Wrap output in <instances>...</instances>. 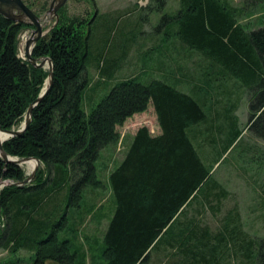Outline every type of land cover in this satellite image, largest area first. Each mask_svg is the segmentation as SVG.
<instances>
[{
    "label": "trees",
    "instance_id": "obj_1",
    "mask_svg": "<svg viewBox=\"0 0 264 264\" xmlns=\"http://www.w3.org/2000/svg\"><path fill=\"white\" fill-rule=\"evenodd\" d=\"M150 1H160L161 7L165 4L164 0ZM263 2L245 0L244 6ZM180 6L175 37L182 46L203 56L223 77L236 79L250 91L260 88L251 97L246 128L264 141V27L246 31L236 22L238 10L227 0H180ZM28 27L0 13L3 131L19 129L48 77L46 69L18 56L19 36ZM89 27L90 23L77 20L61 21L32 49L34 59L51 60L52 86L33 108L23 135L2 145L8 156L37 159L39 166L30 183L0 190V249L9 255L0 264H85L82 248L65 236V232H76V224L69 226L68 215L81 208L87 188L102 187L96 163L103 149L119 141L117 127L149 105L160 134L152 136L146 127L139 128L108 176L115 209L98 251L101 263L143 264L167 238L181 241L177 245H182L184 255L178 252L175 257H184L185 264H219L229 256V246L234 255L241 246L245 256L253 258L248 252L250 242L244 245L238 236L239 225L228 235L213 236L207 228L199 233L189 221V231L174 236L178 218L210 179V170L187 134L188 128L206 119L203 107L190 94L156 79L141 82L139 77H130L117 82L86 113ZM94 56L99 65L101 53ZM108 64L113 69L114 62ZM239 135L240 131H234L225 148ZM26 177L22 167L0 158V182L18 183ZM21 251L29 257H19Z\"/></svg>",
    "mask_w": 264,
    "mask_h": 264
},
{
    "label": "rangeland",
    "instance_id": "obj_2",
    "mask_svg": "<svg viewBox=\"0 0 264 264\" xmlns=\"http://www.w3.org/2000/svg\"><path fill=\"white\" fill-rule=\"evenodd\" d=\"M164 1L161 7L160 1L150 0H63L52 13L54 0H22L39 19L43 36L61 21L90 23L86 113L117 82L130 77H139L141 82L156 79L174 85L201 104L206 119L188 128L187 134L201 161L210 170V179L178 218L174 236L189 231V221H193L199 233L207 228L213 236L220 232L228 235L239 225L238 236L244 240V245L250 242L248 252L253 258L246 257L241 246L234 255L229 246V256L219 264H264V141L246 128L251 97L260 88L250 91L236 79L223 77L203 56L182 46L175 37L178 30L175 16L181 9L180 0ZM227 2L238 10L236 22L246 31L264 27V2L254 7L244 6L245 0ZM0 12L29 25L16 9L9 12L0 9ZM29 26L19 36L18 56L23 60L28 42L24 35L34 30ZM97 53L102 55L99 65L94 59ZM109 61L115 64L111 70ZM99 70H104L105 75L101 76ZM141 127H146L152 136L159 134L151 105L117 127L119 141L103 149L96 163L102 187L97 190L87 188L81 208L68 215L69 226L76 224V232H65V236L82 248L85 264H102L98 251L115 209L108 176L122 161L133 135ZM236 130L240 135L225 148ZM22 169L25 175L31 172L27 165ZM215 184L218 187L213 189ZM176 239H165L167 242L153 250L143 264H185L184 257H175L178 252L184 255V249L180 250L182 245H177L181 241ZM18 256L28 258L29 254L21 251ZM8 257V253L0 249V262Z\"/></svg>",
    "mask_w": 264,
    "mask_h": 264
},
{
    "label": "water",
    "instance_id": "obj_3",
    "mask_svg": "<svg viewBox=\"0 0 264 264\" xmlns=\"http://www.w3.org/2000/svg\"><path fill=\"white\" fill-rule=\"evenodd\" d=\"M2 4L11 5L14 9L20 11L23 14V16L28 20V24L34 27V30L32 31V34L35 36L33 39V45H32V48L30 50H28V43H27L25 60L28 61L32 66H34L36 68L46 69L48 71V77L45 80L44 88L42 89L38 98L32 104L29 105V107L25 113V116H24V121L20 125L19 129H17V130L11 129L8 131H3L0 128V133L4 134L6 136L2 141H0V158L2 159V161L5 164H15L19 167L23 166V164H25L26 162L34 161V163H35L34 167L32 168V171L26 175L27 177L24 181L18 182V183L1 181L0 182V190L5 186L22 187V186L30 183L32 181V179L34 178L35 172L39 166V161L37 159H33V158L17 159L14 157H10L6 154L2 145L9 138L23 135V133L28 129L30 122H31V116H32L33 108L46 97V95L48 94V92L52 86V71H53L52 62L50 59L45 58V59L37 60V59H34L31 55L34 45L43 36L42 28H41L39 19L36 17V15L22 2V0H0V5H2ZM13 20L15 21V19H13ZM20 22L23 23L22 21H20ZM50 264H56V263H50Z\"/></svg>",
    "mask_w": 264,
    "mask_h": 264
},
{
    "label": "bare ground",
    "instance_id": "obj_4",
    "mask_svg": "<svg viewBox=\"0 0 264 264\" xmlns=\"http://www.w3.org/2000/svg\"><path fill=\"white\" fill-rule=\"evenodd\" d=\"M63 0H54L53 2V7H52V13L53 11L62 3ZM0 9L4 12H9L10 10L14 9L11 5H6V4H2L0 5ZM24 36H27V43H28V50H30L32 48L33 45V39H34V35L32 33H27ZM26 42V41H25ZM27 45V44H26ZM26 45H25V53H26ZM6 136L4 134L0 133V141H2ZM7 141V140H6ZM23 165H27L28 169L30 171H32V168L34 167L35 163L34 161H30V162H26ZM22 167V166H21Z\"/></svg>",
    "mask_w": 264,
    "mask_h": 264
},
{
    "label": "crops",
    "instance_id": "obj_5",
    "mask_svg": "<svg viewBox=\"0 0 264 264\" xmlns=\"http://www.w3.org/2000/svg\"><path fill=\"white\" fill-rule=\"evenodd\" d=\"M158 128H159V127H158ZM159 134H160V129H159ZM134 135H135V134H134ZM134 135H133V136H134ZM157 135H158V134H157ZM131 141H132V139H131Z\"/></svg>",
    "mask_w": 264,
    "mask_h": 264
}]
</instances>
